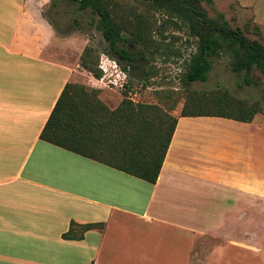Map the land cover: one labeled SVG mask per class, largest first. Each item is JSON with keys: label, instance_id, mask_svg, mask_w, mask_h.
Instances as JSON below:
<instances>
[{"label": "crops", "instance_id": "crops-1", "mask_svg": "<svg viewBox=\"0 0 264 264\" xmlns=\"http://www.w3.org/2000/svg\"><path fill=\"white\" fill-rule=\"evenodd\" d=\"M56 10L0 0V264H264V117L177 115L155 183L40 138L66 83L120 101Z\"/></svg>", "mask_w": 264, "mask_h": 264}, {"label": "trees", "instance_id": "trees-1", "mask_svg": "<svg viewBox=\"0 0 264 264\" xmlns=\"http://www.w3.org/2000/svg\"><path fill=\"white\" fill-rule=\"evenodd\" d=\"M73 1L80 11L91 12L92 21L96 20L95 26L106 43L107 57L128 73V81L123 85V98L113 109L100 99L99 89L66 83L41 130L40 138L155 183L177 124V115L170 111L175 109L178 96L167 109L159 103L133 101L129 95L131 82L146 76L141 70L140 60H145V53L151 52L145 34L133 32L116 21L107 0ZM141 1L147 3L148 8L164 13L173 23L182 24L195 41V50L190 54L181 78L184 100L178 116H217L251 122L262 112L259 101L248 102L225 89L197 91L190 89L189 84L206 81L211 58L222 54L229 57L235 74L244 73L247 85L260 84L254 72L264 78L263 41L251 38L239 26L231 25L222 13L210 15L204 3L211 4L212 0ZM124 31H129L130 37H123ZM129 46H137L136 51ZM80 66L97 79L104 75L98 54L94 55V50L88 45L80 55ZM132 69L137 71L134 75ZM99 225L78 226L71 222L62 237L77 238L76 227L83 232Z\"/></svg>", "mask_w": 264, "mask_h": 264}, {"label": "rangeland", "instance_id": "rangeland-1", "mask_svg": "<svg viewBox=\"0 0 264 264\" xmlns=\"http://www.w3.org/2000/svg\"><path fill=\"white\" fill-rule=\"evenodd\" d=\"M51 2L57 4V10L52 12V16L57 21L60 32L83 35L86 45L94 50V55L98 54V63L106 69L102 80L107 85V99L121 101L128 73L122 71L112 58L107 60L104 57L107 56L106 43L95 26L96 20L92 21L91 12L80 11L73 0ZM107 3L116 21L133 32L142 31L145 34L151 50L145 53V60H140L141 70L146 76L132 80L130 97L133 101L159 103L167 109L178 96L175 109L170 111L171 114L178 115L184 100L181 78L188 58L195 50L194 39L182 24L173 23L164 13L148 8L147 3L141 0H107ZM204 5L210 15L222 13L231 25L239 26L249 37L264 42V0H212L211 4ZM123 37H130V32L124 31ZM125 45H128L127 42ZM129 47L136 51L137 46ZM136 56L139 57L138 53ZM136 72L135 69L131 70L133 75ZM254 75L258 77L260 84L247 85L244 73L235 74L231 70L229 57L222 54L211 58L207 80L191 82L189 88L205 92L225 89L248 102L259 101L262 112L255 117H264V78L258 72H254Z\"/></svg>", "mask_w": 264, "mask_h": 264}]
</instances>
